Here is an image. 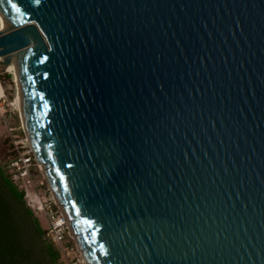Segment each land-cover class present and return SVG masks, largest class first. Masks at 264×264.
I'll use <instances>...</instances> for the list:
<instances>
[{
  "label": "water",
  "instance_id": "95a60500",
  "mask_svg": "<svg viewBox=\"0 0 264 264\" xmlns=\"http://www.w3.org/2000/svg\"><path fill=\"white\" fill-rule=\"evenodd\" d=\"M0 20L86 264H264V0H0Z\"/></svg>",
  "mask_w": 264,
  "mask_h": 264
},
{
  "label": "trees",
  "instance_id": "16d2710c",
  "mask_svg": "<svg viewBox=\"0 0 264 264\" xmlns=\"http://www.w3.org/2000/svg\"><path fill=\"white\" fill-rule=\"evenodd\" d=\"M17 119L13 114L9 120ZM8 165H0V264H62L58 249L46 240L45 230L28 207L24 191L13 182Z\"/></svg>",
  "mask_w": 264,
  "mask_h": 264
},
{
  "label": "built area",
  "instance_id": "2783aa9c",
  "mask_svg": "<svg viewBox=\"0 0 264 264\" xmlns=\"http://www.w3.org/2000/svg\"><path fill=\"white\" fill-rule=\"evenodd\" d=\"M4 29L5 28L2 27V23L0 20V32L4 31ZM4 73H7L8 75ZM11 75L12 74L7 72L6 69L0 64V119L3 121L4 124L8 123L10 117L15 114L16 110L19 115L21 129L26 138V144L22 143V145H25L27 147V151H25V153L20 155L10 164L13 170V174L11 177L13 182H16L20 180L24 181L25 179H29L30 168L33 166H37L40 169V166L35 160L33 151L30 147V144L22 126L21 115L15 102L17 90L15 98L9 100L7 96V88H5L3 84L5 77L11 78ZM13 82L16 85V82ZM47 190L48 196L42 200L38 199L37 197H30L31 204H28V207H30L32 211H34V213L41 214L42 218H44L46 222V228L44 229L45 238L48 242L53 244L58 249L60 253V261L62 262V264H86L81 252L79 251L78 247L76 246L73 240V237L71 236L68 224L59 206L56 204L48 187Z\"/></svg>",
  "mask_w": 264,
  "mask_h": 264
},
{
  "label": "rangeland",
  "instance_id": "374dc122",
  "mask_svg": "<svg viewBox=\"0 0 264 264\" xmlns=\"http://www.w3.org/2000/svg\"><path fill=\"white\" fill-rule=\"evenodd\" d=\"M6 71L12 74L11 69H8ZM12 76L13 74L11 75V78L5 77L3 83L5 88H7V96L9 100L15 98L17 90L16 85L13 82L15 81L14 77L12 78ZM10 96H12V99H10ZM16 99L17 97L15 98V100ZM15 114L18 118V122L16 120H9L8 123L4 124L3 121L0 119V165L4 166L6 163H9V168H7V170L11 174V176L13 174V170L10 166L11 162H13L20 155L25 153V151H27V147L25 145H22V143L26 144V138L21 129L19 115L16 110ZM14 183L18 186V188L24 191V197L27 205L31 204L30 197H37L38 199L42 200L48 196L47 185L43 180L41 170L37 166H33L30 168L29 179H25L24 181H16ZM34 214L39 219L41 227L45 229L46 222L44 218H42L41 214L39 213Z\"/></svg>",
  "mask_w": 264,
  "mask_h": 264
},
{
  "label": "bare ground",
  "instance_id": "6f19581e",
  "mask_svg": "<svg viewBox=\"0 0 264 264\" xmlns=\"http://www.w3.org/2000/svg\"><path fill=\"white\" fill-rule=\"evenodd\" d=\"M2 27L4 28L3 24H2ZM8 69H11V72L13 74L14 80H15V82L17 84L16 62L14 60L11 62L9 67L6 68V70H8ZM16 97H17V99L15 100V102H16L17 108L19 110V113L21 115V109H20V106H19L18 95H16ZM23 127H25L24 124H23ZM40 169H41V166H40Z\"/></svg>",
  "mask_w": 264,
  "mask_h": 264
}]
</instances>
